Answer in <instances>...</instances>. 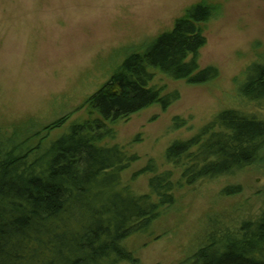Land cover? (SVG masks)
Segmentation results:
<instances>
[{
	"label": "rangeland",
	"instance_id": "rangeland-1",
	"mask_svg": "<svg viewBox=\"0 0 264 264\" xmlns=\"http://www.w3.org/2000/svg\"><path fill=\"white\" fill-rule=\"evenodd\" d=\"M200 3L212 6L215 17L203 26L206 44L198 63L216 68L218 76L192 85L155 72L151 85L177 92L178 100L105 123L101 132V145L138 158L122 174L135 193H150L153 174L143 172L150 163L159 173L172 172L176 185L174 203L160 206L149 230L127 241L134 261L121 264H192L201 248L235 238L240 224L264 209V149L236 175L191 186L180 183V169L165 158L171 144L245 104L237 93L245 71L264 60V0H0V135L19 141L38 135L33 142L96 117L85 104L88 97L126 57ZM58 121L63 125L52 128ZM228 188L238 192L226 193Z\"/></svg>",
	"mask_w": 264,
	"mask_h": 264
},
{
	"label": "trees",
	"instance_id": "trees-1",
	"mask_svg": "<svg viewBox=\"0 0 264 264\" xmlns=\"http://www.w3.org/2000/svg\"><path fill=\"white\" fill-rule=\"evenodd\" d=\"M213 17L215 9L206 3L190 6L170 30L126 57L86 100L92 120L48 141L47 135L37 142L32 138L38 135L21 141L0 135V264L134 261L127 241L149 230L160 206L174 203L176 185L172 172L159 173L150 163L143 170L153 174L150 193H135L122 174L138 158L101 145V132L105 123L178 100L177 92L151 85L155 72L192 85L218 76L216 68L198 63L206 44L203 26ZM237 93L242 108L220 112L198 134L167 148L166 161L180 169V183L234 176L257 161L264 149V60L246 69ZM234 234L201 248L192 264H264V209Z\"/></svg>",
	"mask_w": 264,
	"mask_h": 264
}]
</instances>
